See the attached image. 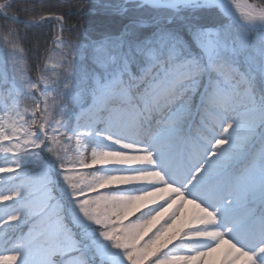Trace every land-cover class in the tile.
Returning a JSON list of instances; mask_svg holds the SVG:
<instances>
[{"label": "snow or ice", "instance_id": "6c2138e0", "mask_svg": "<svg viewBox=\"0 0 264 264\" xmlns=\"http://www.w3.org/2000/svg\"><path fill=\"white\" fill-rule=\"evenodd\" d=\"M0 264H264V0H0Z\"/></svg>", "mask_w": 264, "mask_h": 264}, {"label": "trees", "instance_id": "16d2710c", "mask_svg": "<svg viewBox=\"0 0 264 264\" xmlns=\"http://www.w3.org/2000/svg\"><path fill=\"white\" fill-rule=\"evenodd\" d=\"M50 3H68V4H72L75 3V0H49ZM75 17L72 18V20L69 21V23H74L75 22ZM67 35V33H66ZM32 75H35V73L33 72Z\"/></svg>", "mask_w": 264, "mask_h": 264}]
</instances>
